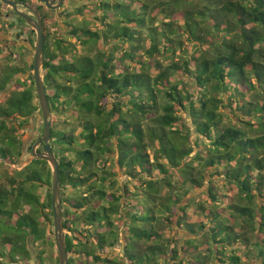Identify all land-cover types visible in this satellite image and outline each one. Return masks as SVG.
<instances>
[{"label": "trees", "instance_id": "trees-1", "mask_svg": "<svg viewBox=\"0 0 264 264\" xmlns=\"http://www.w3.org/2000/svg\"><path fill=\"white\" fill-rule=\"evenodd\" d=\"M127 2H139L138 10ZM110 6L115 14H109ZM110 6L107 1L99 4L101 33L91 30L84 18L81 27L71 25L70 35L87 47L101 38L113 39L115 45L127 43L120 58L121 66H127L121 72L113 52L96 51L68 61L69 43L55 37L50 49L48 33L44 35L50 146L59 153L54 155L62 187L67 184L80 192L70 203L73 211L62 210L69 264H264V203H255L264 191V0H117ZM175 14L181 15L182 24L173 19ZM159 15L168 19L161 20L160 31L155 17ZM136 28H148L149 43ZM23 34L21 30L18 36ZM182 35L193 48L188 56L183 55L189 51L183 48ZM26 42L33 45L34 35ZM162 58L170 61L164 64ZM6 73L0 91L22 69ZM181 76L189 77V86L195 87L192 93L179 88ZM16 80L18 89L0 103L1 167L14 164L23 153L14 121L22 128L36 112L40 114L32 73ZM223 93L228 94L226 103ZM237 96L241 100L237 108L247 117H237L241 127L222 123L231 120L222 108L231 107ZM182 112L198 134L194 145L200 149L193 156L190 127ZM58 116L70 118L61 122ZM62 124L68 129H60ZM252 129L257 134H248ZM201 138L209 145L202 147ZM221 164L226 166L222 172L227 182L237 187L247 204L218 210L212 178L204 191L206 203L190 199L182 204L194 187L203 186L207 168ZM47 166L32 158L23 168H12L13 174L0 182V263L29 262L33 259L29 243H43L53 234L44 221L46 210L52 214ZM114 166L127 178H138V186L130 188V179L118 186ZM171 169L181 180L178 186L173 187ZM155 172L161 177L153 178ZM46 185L43 198L38 190ZM191 208L203 219L186 227L202 233L182 245L177 238L167 239L165 229L172 228L173 220L181 226ZM116 246L121 256L105 254ZM188 246L192 251L182 258ZM38 251L36 257L44 264L46 250Z\"/></svg>", "mask_w": 264, "mask_h": 264}, {"label": "rangeland", "instance_id": "rangeland-1", "mask_svg": "<svg viewBox=\"0 0 264 264\" xmlns=\"http://www.w3.org/2000/svg\"><path fill=\"white\" fill-rule=\"evenodd\" d=\"M107 1L110 5H113L114 3H117V0H65L63 3V7L57 10H50V9H45L43 12L45 13V18H46V32L45 34H47V36H45L46 39H48L49 45H50V49H52L53 45L52 42L54 41L55 37H59L62 38L65 42V44L67 45V43H69V47L70 50L68 52V54L66 55V59L68 61H74L76 58H80L81 56L85 55V54H94L96 51H106L107 54H109L110 52H113V62L117 67V71L121 72L123 71L122 67H126L127 65H123L121 66L120 64V58L122 57L124 50L127 48V43H122L121 41L116 42L117 44L115 45V41H113V39H109L106 41H104L102 38L98 41V43L95 45L93 43L89 44V47L82 45L79 41H77L75 39V37L70 35V31L72 29L71 25H74L76 27H81L83 21L85 20L84 18L88 19L87 22V26L91 29V30H95L99 33H101L103 31V27L101 25V23L97 20L96 17H98L100 19V17L102 16V12L101 9L99 7V4L101 2H105ZM129 2H127L128 4ZM129 7L131 9H135L138 10L140 3H136V2H131V4H128ZM106 7V6H105ZM111 7V6H110ZM0 8L7 10V8L5 6H2V4H0ZM109 8V7H108ZM4 10V11H5ZM111 12L109 14H115V12L113 11L112 7L110 8ZM152 14L154 15L155 12H152ZM156 17V21H157V29L158 31H160L161 29V20L164 22H167L168 19H164L162 15L159 16H155ZM181 15L179 14H175L173 15V19L175 21H179V24H182V20H181ZM1 20V19H0ZM1 21H0V25H1ZM18 24V23H17ZM9 27L12 28V25H9ZM156 27V26H155ZM163 28V27H162ZM136 30L138 32H140V34L142 35L143 38H145L144 43H149L148 41V36H149V31L148 28H136ZM13 31L9 30L7 28L4 27V25H2L0 27V79L2 78L1 76L8 71V69H15V68H20V67H24V69H28V64L27 62L20 58L21 56H23L24 52H26V50L23 48L22 45H20L22 42L19 41L16 42V46L10 49H7V47L10 45L8 43H11L13 40L16 41L18 36H13ZM25 35H23V37H25ZM45 39V43L47 42V40ZM182 41L184 43L183 48H185L187 51H189L188 54H185L184 52H182L183 55H189L190 52H192V45L191 44H187V42H185V37L182 35ZM8 42V43H6ZM162 44V43H161ZM27 45V44H26ZM115 45V46H114ZM162 46V45H161ZM27 47H30L29 45H27ZM163 48V46L161 47V49ZM89 49V50H88ZM177 51V55L179 53V49L176 50ZM46 51H44V53H46ZM57 52V51H56ZM14 54V55H12ZM47 55V53H46ZM139 55V52H137L136 56ZM177 55L176 57H174L175 60H177ZM25 57V56H24ZM60 57V54L58 53V56L55 58V62H57L58 58ZM7 58V59H5ZM83 57H81L82 59ZM162 63L166 64L168 63L170 60L168 59H161ZM81 61L83 62L84 60H79L78 63H81ZM128 62V60H126ZM134 66L135 69H138V65H132ZM130 65V67H132ZM131 69V68H130ZM155 72V70H153ZM41 72L44 73V70L41 69ZM42 74V73H41ZM21 76V74H19ZM17 75V76H19ZM13 78L6 86V88L4 90L0 91V103H3L6 98L9 96V94L13 91V90H17L19 83L17 82L16 78ZM181 79L182 83L179 85V88H183L184 90H188L190 93H192L195 89L194 86H189V77H178ZM20 88V87H19ZM79 89H81V86H79ZM240 91H242V88L240 86ZM48 91V90H47ZM35 93V91H34ZM221 98L224 99V103L227 102V98H228V94H221ZM249 96H246L245 100H249ZM126 100V99H125ZM241 104V100L239 99V97H235V100H233L231 107L226 106V108H222V111H225L227 113L230 114L231 120L230 121H223L222 123L226 124V123H234L235 125L238 124V126H242L241 123H239L237 117H241L244 119H247V117L244 115L243 113L237 108L238 105ZM127 105V104H126ZM126 105L123 106V109L126 110ZM129 105V104H128ZM64 114V113H63ZM182 115H184V117H188L187 114L185 112H182ZM237 115V116H236ZM58 118V120L60 119L61 122L62 121H68V119L70 118L69 116L65 117H61L58 116L56 117ZM65 119V120H63ZM51 121H52V114H51ZM186 121L189 123V127H190V132L189 137H188V141L189 143L192 145L193 148H195V151L191 154V156H193L195 154V152L197 151L198 148L197 146H195V141L197 139V135L196 133H194V127L193 125L190 123V120ZM253 125L256 124V120L255 118H253L252 120ZM66 124V123H64ZM11 124L8 123V126H10ZM18 122L14 121V126L18 128V135H20V138L22 140V142H24V151H27V146L30 144L31 140H33L35 137H37L39 134L42 135L43 132V124H42V120L40 117L39 112H36V114L34 116H32L27 124H24V126L22 128H19L18 126ZM152 125V124H151ZM77 124L75 125V132L77 133L78 131H80V128L76 127ZM175 127H178V124L175 125ZM60 129H68V127L66 125H59ZM179 128V127H178ZM180 129H182L180 127ZM182 131V130H181ZM191 131H193L191 133ZM187 133L185 130H183V134ZM248 134H257V132L250 130L248 132ZM199 142H201V146L202 147H206L209 145V140L208 139H204L201 138L199 139ZM53 145V142L52 144ZM54 154L59 155V153L57 152V150H53ZM69 157H71V159H74L72 155L69 154ZM31 155L28 152H24L22 154V156L18 159H14L12 162H14V164L10 163H6L5 165H3L1 167L0 170V182H6L8 175H12L13 174V170L12 168L15 169H21L23 168L25 165H27L30 161H31ZM232 165V164H231ZM224 164L219 165V167L217 169H211V168H207L206 172H205V177L206 179L203 181V186L201 187H194L191 190L190 195L187 197L186 200H184L182 202V204H185L186 202H188V200L193 199L196 203H206V201H208V199L206 200V197L204 195V191L207 190V187L209 186V181L212 178L213 181H215V193H216V202L217 204V208L218 210L220 209V211L226 209V207L230 206L231 204L235 203V204H247V200L241 198V196L238 194V189L237 187L233 184V183H229L227 182L228 180L226 179V174H224L222 171L224 169ZM47 168L50 170V175L51 174V168L50 165L48 164ZM230 168L232 169V166H230ZM114 170L118 172L117 178H118V186H121L123 183H125L127 181V179H130L131 183H130V188L136 187L138 186V178H127V176L124 174L123 171H121L118 166H114ZM171 174L173 175L172 177V184L173 187L174 186H178V183L181 181L179 176H177L176 172H172V169L170 170ZM255 174V171H253V175ZM52 177V176H51ZM157 177H161V175L157 172H155L153 174V178H157ZM137 180V181H136ZM52 182V178L50 180ZM48 186L46 185L43 188H40L38 190L39 195H41V197H45L47 192H48ZM141 189L139 188V191ZM50 191H51V183H50ZM165 190H163L162 192H164ZM109 193V192H108ZM118 193V192H117ZM120 193V192H119ZM263 196H261L260 198H257V200L255 201L256 205H262L264 203V191L262 192ZM80 195L79 190H74L71 188L70 185L65 184V186L62 187L61 185V198H62V210L63 207H69V211H73V209H71L70 207V203L72 202L73 199H78ZM256 199V198H255ZM205 200V202H204ZM205 207L207 209H210V205L207 202V204H205ZM207 212V211H205ZM46 216L47 218L44 219L45 223L48 221V223L44 224L47 227L45 229H50L54 231L53 228V216L51 214V212L49 210H46ZM72 213V212H70ZM179 214H181V212L178 211ZM203 219V215H201L200 212L196 211L193 212V208L188 209L187 210V214L185 216V219L181 222V226H179L178 224H176L175 220H173V224H172V228H166L164 231V236L167 239H173V238H177L181 245L182 243L184 244V241L190 237H195L198 236L199 234H201L202 232L197 231L196 228L192 229H188L186 227V225L188 224H193L195 223V226L199 223V220ZM206 219H204L205 222ZM183 225V226H182ZM196 229V234L194 232V230ZM66 232V231H65ZM54 244V232L53 234H50L49 237H47L45 239V241L43 243H37L35 245L30 244L29 243V247L31 249V255H32V260H30L29 262H25L24 260H19L17 262H10L9 259H5L3 260L0 264H40V262L38 261L36 255L39 252L38 250L41 248H45L46 252L43 254L42 258L44 260V264H55V254L57 255L56 249L55 247H53ZM186 244V243H185ZM197 245H199L197 243ZM8 247V246H5ZM189 251H192V248L190 246H188L183 252L181 257L185 258L187 257V254L184 253H189ZM106 255H108L109 257H114L116 255L121 256L122 255V250L119 246H116L112 249H107L106 250ZM184 255V256H183ZM243 255V254H242ZM243 257V256H242ZM243 259H245L243 257ZM250 261L247 260L246 263H249Z\"/></svg>", "mask_w": 264, "mask_h": 264}, {"label": "water", "instance_id": "water-1", "mask_svg": "<svg viewBox=\"0 0 264 264\" xmlns=\"http://www.w3.org/2000/svg\"><path fill=\"white\" fill-rule=\"evenodd\" d=\"M7 4L12 10L17 13L36 33V41L34 46V61H33V78L36 91L38 105L40 107V117L43 124V132L31 147L32 158L46 161L51 168V205L54 228V241L57 251L58 264H69L68 254L65 246V230L63 227L62 217V198H61V180H60V166L56 156L50 146L51 141V110L47 99L45 85L41 75V68L43 65V28L39 20V15L34 8H30L34 18L30 15L21 12L18 9V2L14 0H0ZM44 3L48 9L56 10L61 7L64 0H36ZM44 144L43 151L37 152V148Z\"/></svg>", "mask_w": 264, "mask_h": 264}, {"label": "flooded vegetation", "instance_id": "flooded-vegetation-1", "mask_svg": "<svg viewBox=\"0 0 264 264\" xmlns=\"http://www.w3.org/2000/svg\"><path fill=\"white\" fill-rule=\"evenodd\" d=\"M16 2H18V9L21 11V12H24L28 15H30L32 18H34L33 14L31 13V10L30 8H34L38 15H39V20L41 22V25H42V28H43V46H44V35H45V32H46V18H45V13L43 12L45 9H48L46 7V5L44 3H41L39 1H36V0H14ZM65 1V0H64ZM64 3V2H63ZM0 4H2V6H5L7 8V10L5 9H2L0 8V21L2 22L0 27L2 25H4L5 28L9 29V30H12L13 32V36H18V34L20 33L21 30H24V34H26L25 37L22 36H18L17 40L16 41H12L11 43H8L10 44L7 49H9V52H10V49L15 47L16 46V42L19 43V41H21L22 43L20 45L23 46V48L26 50V52H24L23 56H21L20 58H22L24 60V62L26 61L27 64H28V69H24V67H20L22 69V73H18L17 75L21 74V76H17V77H25L27 74H30L32 73V70H33V61H34V46H35V41H36V33L35 31L32 29L31 26H29L17 13H15L11 7H9L7 4L3 3L0 1ZM63 7V4L61 5L60 8ZM58 8V9H60ZM5 10V11H4ZM51 10V9H50ZM57 10V9H56ZM21 18V19H19ZM18 23V24H17ZM9 25H12V28L9 27ZM31 34L34 35V44L33 45H30L28 42H26V39L28 36H30ZM29 45L30 47H27V45ZM14 55V54H12ZM25 56V57H24ZM7 59V58H5ZM43 65H44V62H45V59H46V56H45V53H44V47H43ZM30 65H32V68L30 69ZM43 65H42V70H43ZM27 73H25V72ZM42 74V79H43V75L44 73L41 72ZM14 76V78L16 77ZM33 76V74H32ZM33 83H34V78H33ZM34 91H35V85H34ZM35 95H36V91H35ZM41 137V134H39L37 137H35L33 140H31L30 144L27 146V149L29 146L33 145V143L39 138ZM23 145H22V152H28L27 151H24V142H22ZM43 147H44V144H41L37 150L39 149V152H42L43 151ZM36 150V151H37ZM38 152V153H39ZM22 153V154H23ZM30 155H31V152H28ZM31 158H32V155H31Z\"/></svg>", "mask_w": 264, "mask_h": 264}]
</instances>
